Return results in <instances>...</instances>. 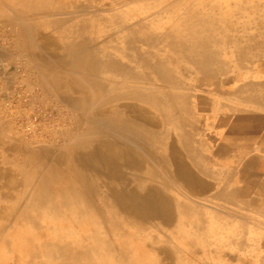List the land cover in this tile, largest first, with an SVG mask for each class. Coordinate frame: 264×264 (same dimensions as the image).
<instances>
[{"label":"rangeland","instance_id":"rangeland-1","mask_svg":"<svg viewBox=\"0 0 264 264\" xmlns=\"http://www.w3.org/2000/svg\"><path fill=\"white\" fill-rule=\"evenodd\" d=\"M59 2L68 7L62 10V14L47 16L42 13L43 9L27 10L10 0H0V55L3 57L2 59L0 56V59L4 60L3 62L0 60L2 62H0V74L3 73L1 71H5L0 78H6V82L4 79H0V88L5 86L4 90L0 89V165H2L0 170L5 173L0 171L2 173L0 174L2 177L0 178V188L4 182L3 176L5 177L7 172L13 174L12 176L17 179L19 177L18 166L31 165L32 158L36 159V166H40L36 170L37 175H42L45 169L43 165L50 166L57 162L56 155L66 151L64 144L69 139L80 138L83 131V125L82 129L78 127L80 122L92 126L95 131L99 130L102 133V138L109 137L108 133L112 132L127 133L120 127L118 129L114 128L116 126L113 127L115 124L109 119L110 110L114 107L121 108L118 109L116 115L118 118H123L125 114L122 111L121 103L126 104V102L132 101V103H137V99L133 95L125 96L124 92L128 87L139 88L150 101L152 99L153 102H159L157 106L152 101H141L139 105L147 113L154 115V121L158 123L156 131L154 129L152 132L162 133L160 136H156L152 132L141 136L143 144L138 150L143 152L144 160L150 155L154 158V153L157 151L154 140L171 143V140L174 139L184 152L186 147L179 142L181 138L187 135L191 138L190 135H192L193 140L189 144L191 147L188 146L194 152V161L189 165L192 169L196 168V165H205L206 160H202L203 154L209 157H207V165L212 167L214 175H204L199 172L200 175H197L199 178L203 176L201 179L207 180L209 185H213L211 186L212 190L207 189L210 194L222 187V190L226 191L237 188L233 197H229L230 199L225 197V201H222L220 196L212 199L211 203H204V200L203 202L200 200L201 195L195 193L209 194L206 188L204 191L197 189L191 193L190 190L185 189L184 186L171 178L168 171L159 169L161 177L158 176L156 181H150L148 184L159 185L161 179L166 180L170 195L178 199L182 198L183 201L200 208L205 220L206 234L209 237L206 254L211 258L208 261L198 259L202 253L190 250L192 245H188L181 237L170 236L164 226L160 227L151 221L159 229L158 234H168L170 242L177 247L181 258L183 256L188 264H264V108L253 106L251 104L253 102H246V99H249L246 93L237 92L245 82H264V27H262L264 25V19L262 20V17L264 18V0H59ZM80 5L89 11L86 15L89 18L88 21L93 20L89 30L82 28L81 22H79L80 18L85 17L80 16L78 10ZM74 6H78L77 13ZM259 18L263 21L262 24ZM7 19L10 20V23L12 21V24L7 23ZM13 20H16L17 23ZM23 35L25 38H22ZM101 35H104L103 38ZM250 38H254L253 43ZM6 40L8 44H6ZM195 41L198 43L204 41L199 44V49L201 47L205 49V43L208 41L207 49L209 50L210 46L216 53L212 56L216 58L215 61H212L214 65L222 66L223 64L222 67L228 66V68L224 71L213 72L210 71L211 63L209 71L203 66L194 65L195 57L191 47ZM96 44L99 48H96ZM251 46H254L255 49L251 50L249 48ZM96 49L102 53L103 59L111 57L126 70L121 69V71L113 73L108 67L99 70L91 68L94 63L90 56L95 53ZM6 52L9 53L8 56H6ZM253 53H257L259 56L250 61L249 57ZM81 54L86 56L90 67L79 66ZM200 57H205L203 49ZM200 57L198 58L200 59ZM36 66H38L37 69ZM20 68L24 69V72ZM11 69L14 72L10 71ZM15 73L16 75H14ZM237 74L241 75H239V79L236 78ZM15 76L16 78H13ZM82 81L84 84H81ZM259 88L260 86L256 91L259 94H264L261 92L263 89ZM21 93L26 94L23 97L24 94ZM72 98L78 102L79 107L85 104V111L78 108L77 105L73 107L74 105H71ZM163 98L164 100H162ZM209 105L225 106L218 108L213 113L209 111L211 108ZM99 107L102 109L100 110ZM231 107H240L234 112L236 113L234 120H231L229 118L231 114H228ZM67 109H71L70 113ZM43 111L49 112L43 113ZM74 111L76 112L74 113ZM77 112L85 114L83 113L82 116L79 113V116ZM92 116L98 121H95ZM28 125L31 127L29 128ZM23 133L24 135H22ZM92 138L95 136L92 135ZM22 143H25L26 146ZM6 144L9 146L11 144L10 148ZM217 145L220 147L225 145L228 148L226 153L223 152L224 159H219L214 155ZM15 147H18V151ZM48 147L52 149L51 154H53L50 159H47L50 156ZM40 148L49 156L46 157L42 151L38 152ZM44 148L46 149L44 150ZM32 149H35L39 156H36ZM238 154L241 155V163L250 159L258 161V165L254 162L255 166L252 168V172H247L248 175L243 172L242 167L238 169L232 162V158ZM156 161L159 162V159L157 158ZM145 164L150 167L146 160ZM254 172L257 173L256 176H254ZM128 176L133 177L134 175L129 171ZM38 181L39 179L36 178V182ZM20 188L23 187L20 186ZM244 201L246 202L244 203ZM98 206L105 208V205ZM195 216L190 215L187 220L195 222ZM53 221L45 218L42 222L54 223L56 226H60L59 223H62L61 219ZM191 221L188 222L191 223ZM188 226L192 227L194 223ZM103 236L116 245L112 237ZM213 239L218 242L212 241ZM137 264L139 263L137 262Z\"/></svg>","mask_w":264,"mask_h":264},{"label":"bare ground","instance_id":"bare-ground-1","mask_svg":"<svg viewBox=\"0 0 264 264\" xmlns=\"http://www.w3.org/2000/svg\"><path fill=\"white\" fill-rule=\"evenodd\" d=\"M10 1L14 2L16 5H20V6L25 7L27 10L37 11V10L43 9V12L42 11L41 12L43 14H46L47 16H52L55 14L59 15V13L62 14V10H65V8L68 7L66 4L60 3L59 0H10ZM243 7H241V9H243ZM76 9H78V6H74V10L77 13ZM78 10L80 12V16L81 15L85 16L84 18L79 19V22H81V25H82L81 27L86 29V30H89L91 27L90 24L93 22V20L91 22H89L88 21L89 18L86 16L89 11L87 9H85L84 7H82L81 5H80V9H78ZM248 10H249V8H248ZM13 12H15V11L13 10ZM41 12H39V13H41ZM248 12H250V11H248ZM146 14H144V15H146ZM255 19L257 20V17ZM263 19L264 18L262 17V20ZM262 20L260 19V21H262ZM2 21H4V20H2ZM6 21L8 23L10 20L7 19ZM13 21L15 23H17L16 20H13ZM263 21L261 22V24L263 23ZM233 22H234V19H233ZM255 22L258 23V21H255ZM10 24H12V21ZM28 26H29V24H28ZM262 27H264V25ZM11 28H13V27H11ZM8 31L13 32L15 30H8ZM40 33L42 34V32H40ZM226 34H227V32H226ZM10 35H9V37H10ZM229 35H228V37H229ZM42 36H44V35L42 34ZM101 36L103 38L104 35H101ZM1 37L3 38V35ZM5 37H6V35L4 36V39H5ZM31 37H32V35H31ZM36 37L37 36H35V39H37ZM22 38H25L24 35ZM56 38H57V36H56ZM44 39H45V37H44ZM228 40L230 41V39H228ZM250 40L253 43L254 38H252V39L250 38ZM6 42H7V40H6ZM207 42L208 41H206V43H205V49L203 47H201V49H199V47H200L199 44L204 43V41H201L199 43H198V41H195L192 44V47H191L192 53L194 54V57H195V62H193V64L203 66L205 69H207L209 71L210 63H211L212 66H211L210 71H213V72H217L220 70H223V71L226 70L228 68V66L222 67L223 64H222V66L214 65V62H212V61H215L216 58L212 57V56L215 55L216 53H215V51H213L210 48V46H209V50L207 49ZM2 43H4V42H2ZM6 44H8V42ZM29 45H30V43H29ZM96 46H97L96 48H99L98 44H96ZM46 48H45V50H46ZM191 48H189V49L191 50ZM243 48H245V47H243ZM249 48L251 50L255 49L254 46H251ZM202 49L205 52V57H203V58L200 57ZM263 50H264V48H263ZM42 51H43V49H42ZM199 52H200V54H199ZM43 54H41V55L43 56ZM101 54L102 53L98 49H96L95 53L92 56H90L91 61H93V63H94L92 65L93 67H91V68H93V69L95 68V70H99L103 67H108L113 73H117V72L121 71V69L123 71L126 70L125 68H122L121 66H119V64L116 63L115 60L111 57H108L107 59H103V55H101ZM8 55H9V53L7 54V52H6V56H8ZM241 55H243V53H241ZM26 56L28 57V55H26ZM47 56H49V55H47ZM62 56H63V54H62ZM228 56H229V54H228ZM258 56L259 55L257 53H253L249 57V60L252 61V59H257ZM49 57H51V56H49ZM52 57H53V55H52ZM198 57H200V59ZM32 58H34V57H32ZM79 58H80V62L78 63L79 66H87V67L91 66V65H88L89 63H88V60H87L85 55L81 54L79 56ZM2 59H3V57H2ZM5 62H6V60H5ZM9 62H10V59H9ZM17 65H19V64H17ZM94 65H95V67H94ZM7 67L9 68V66H7ZM37 67L38 66H36V69H37ZM20 69H22V68H20ZM18 70H19V68H18ZM23 70L24 69H22V71ZM66 70H69V69H66ZM10 71L14 72L12 69ZM30 71H28V72H30ZM60 71H62V70H60ZM181 71H182V69H181ZM208 71H206V72L208 73ZM1 72L4 73L5 71H1ZM26 72H27V70H26ZM3 73H1V74L3 75ZM1 74H0V77L2 76ZM209 74H210V72H209ZM14 75H16V73ZM239 75H238V77L236 76V78L239 79ZM12 76H13V74H12ZM12 76H10V77L12 78ZM35 76H36V74H35ZM234 77L235 76L233 75V78ZM13 78H16V76ZM2 79H4V81H5L6 78H2ZM215 79H217V78H215ZM18 82H20V81H18ZM11 84L13 85V83H11ZM68 84H70V83H68ZM81 84H84L83 81ZM59 85H60V83H59ZM162 85H164V84H162ZM258 86H260L259 89H261V90L263 89V91H261V92H264V82L256 83L254 81H249L247 83L245 82L244 84H242L239 87L237 92L242 91V93H246V96L249 98V99H246L247 100L246 102H253V103H251L253 106H258L260 108H264V98H262V96H264V94L263 93L259 94L256 91L258 89ZM7 87H8V85H7ZM81 87H83V86H81ZM2 88H0V89H2ZM4 89H5V86H4L3 90ZM225 89H223V90H225ZM78 90H79V87H78ZM7 91H8V88H7V90H5V92L7 93ZM81 91H82V89H81ZM217 91H219V90L217 89ZM235 91H236V88H235ZM58 93H59V90H58ZM124 93H125V96L133 95L134 98L137 99L136 100L137 103L136 102L132 103L133 101L129 102V103L126 102V104L121 103L122 104V111L125 114V116L123 118H118V116L116 114H118L117 113L118 109H121V108L114 107V109L110 110V118L109 119H111L110 121L114 122L115 125H113V127L116 126V127H114L115 129H118V127H120L121 129H124L127 133L124 132L123 134H121V132H118L116 130L117 133L116 132L108 133L109 137L102 138V133L99 130L95 131L94 128H92V126L87 125L85 122H80L78 124L79 129H82V127H83V131L81 132L82 134H81L80 138L69 139L66 142V144H64V145H66L64 147L66 149V151L64 150L62 152H59L56 155V157L54 156L55 160L58 159L57 162H55L54 164L52 163V165H50V166L43 165V167L45 169H44V172L42 175H40V176L37 175L36 170L40 166L39 165L36 166V163H35L36 159L32 158L33 162L31 165L22 164L21 166H18L19 177L18 178L16 177L17 179H15L14 176H12L13 174H9V172H7L5 177L3 176L4 182L2 183V181H1V183H2L1 187L2 188H0V264H137V262L139 264H188V262L184 259L183 256L181 258L180 251L177 249V247L170 242L171 239L169 238V235L172 237H176V236L181 237L182 240H184L188 243V245H192L190 247V250L195 251L196 253H202L198 257V259H200L202 261H204V260L208 261L211 258V257H208L206 254L207 246H208L206 244L209 243V240H208L209 237L206 234L205 220L202 217L200 208L195 206L194 204H189L186 201H183L182 198L178 199V198H175L172 195H170V192L167 190L168 186H167L166 180L163 181L161 179L160 182L158 183L159 185L148 184L150 181H153V180L156 181V178L158 179L159 169H162V171H168L169 174H171V178H173L175 181H177L182 186H184L185 189L190 190L191 193H194L195 190H197V189L204 191V188H206V190L210 188V190H212L211 186H213V185L212 184L209 185L207 183V180L204 181V179H201L203 176L201 178H199V176H198V175H200L199 173H202L204 175H214V172H212V170H213L212 167L207 165V161H208L209 157L207 155L203 154L202 160H204V161L206 160L205 165L204 164L199 165V166L196 165V168L195 167H194V169L190 168L189 164L193 163V161H194V157H193L194 152L191 151L192 148H190L191 146L189 144L193 139H192V135H190L191 136V138H190L186 134L187 136L184 138H181V141L179 142L181 145L186 147L185 148L186 150L184 152L181 149V147H178V145L175 143L174 139L171 140L172 141L171 143L170 142L163 143L161 141L154 140V143L157 146V148L155 147L157 149V151L153 150V151H155L154 158L151 155L149 158L148 157H147V159L145 158L146 162L149 164V166L151 168L148 167L145 164L143 152H141V150H138V149L143 144L141 142L142 141L141 136L144 135L145 133L151 134V132L154 131V129L156 131V128L158 127V123H156V121H154V119H155L153 117L154 115L152 116L151 114L147 113L145 111V109H143V107L141 105H139L140 104L139 102H141V101L142 102L150 101L149 98L144 96V93L141 89H139V88L135 89L132 87H130V88L128 87ZM0 94H1V92H0ZM21 94L22 95L24 94L23 95V97H24L26 93H21ZM4 96H5V94H4ZM52 96H54V95L52 94ZM62 96H64V95H62ZM236 96H238V95H236ZM75 97H78V96L75 95ZM247 97H245V98H247ZM59 98H60V96H59ZM81 98H82V96H81ZM75 99H77V98H75ZM167 99H165V100H167ZM70 100H71V97H70ZM72 100H73V98H72ZM95 100H96V98H95ZM162 100H164V98ZM151 101H152V99H151ZM77 103L78 102H76L74 100L71 101V105L72 106L74 105L73 107H76ZM152 103L155 106H157V104H159V102H157V101H154V102L152 101ZM6 104H7V102H6ZM108 104H110V103H108ZM205 105H206V102H205ZM42 106H43V103H42ZM209 106H211L209 111L214 113L218 110V108L225 106V105H222V106H220V105L219 106L218 105H209ZM77 107L84 110L85 104H83L82 107H79L77 105ZM101 109H102V107L100 108V110ZM237 109H240V107H237V108L231 107L230 108V113H228V114H231L229 117L231 120L235 119L236 113H234V112ZM40 110H38V111H40ZM70 110H68L69 113H70ZM87 110H88V108H87ZM103 111H104V109H103ZM46 112L48 113L49 111H45V112L43 111V113H46ZM75 112L76 111H74V113ZM250 112H252V111H250ZM34 113H35V111H34ZM79 113H81V112H79ZM79 113L77 115L80 116ZM83 113H81V115ZM90 115H91V113H90ZM107 115L109 116V114H107ZM34 117H35V115H34ZM40 117H41V115H40ZM81 118L83 119V117H81ZM92 118H93V116H92ZM92 118H89V119H92ZM93 119L95 121L97 120L96 118H93ZM47 121H49V120H47ZM83 121H84V119H83ZM99 122H101V121H99ZM72 123H74V122H72ZM84 123L87 125L86 129H85ZM66 125H67V123H66ZM104 125H105V122H104ZM107 125H106V127H107ZM199 125H201V124H199ZM21 127L22 126H20V128ZM23 127L25 128L24 125H23ZM23 127H22V129L24 131L25 129ZM30 127H31V125L29 126V128ZM109 129H111V128H109ZM72 130H73V128H72ZM77 130H78V128H77ZM112 131H114V130H112ZM6 132L8 133V131H6ZM24 132H26V131H24ZM48 133H49V131H48ZM66 133H67V131L65 132V134ZM71 133H72V131H71ZM154 133L156 136L162 135V133L152 132V134H154ZM14 134H16V133H14ZM27 134H26V136H27ZM12 135H13V133H12ZM22 135H24V133ZM37 135H38V133H37ZM92 135L95 136V138H92ZM70 136H71V134H70ZM16 139H18V138H16ZM22 139H23V137H22ZM13 141H11V142H13ZM15 142L19 143L16 140H15ZM55 143H57V142L55 141ZM60 143H58V144L60 145ZM11 144H10V146H11ZM22 144H25V143H22ZM7 145L8 144H6V146ZM29 145H31V144H29ZM47 145H48V142H47ZM10 146H9V148H10ZM25 146H26V144H25ZM5 148L7 149V147H5ZM17 148H16V150H17ZM37 148H39V147H37ZM46 148H44V150ZM150 149H152V148H150ZM29 150H28V152H29ZM32 150L35 151V149H32ZM51 150L52 149L49 150L50 152L48 151L50 156L47 155L45 151H42L41 148H40V150H38V152L39 151L44 152L46 157L49 156V158H47V159H50V157H52L51 155H53V154H51L52 153ZM227 150H228V148L225 145H223L222 147L217 145L216 153L214 155H216V157L219 159H224L223 155H225V154H223V152L226 153ZM22 151H23V149H22ZM36 152L37 151H35V154H36ZM55 152H58V151H55ZM25 154H26V152H25ZM35 154L33 153V155H35ZM38 154L39 153H37L36 156ZM254 156H256V155H254ZM157 158L159 159V162L156 161ZM232 160H233L232 162L235 163V165L237 166L238 169H239V167H242V170L244 173H246V175H248L247 172H252V168L255 166L254 162L256 164L258 162V161H256L257 159L256 160L250 159V160L245 161L244 163H241V155L240 154L236 155L234 158H232ZM38 163H39V161H38ZM0 167H2V165H0ZM152 169H154V170H152ZM15 170H16V168H15ZM126 171H127V173H126ZM129 171H130V173H132L134 175L133 177L128 176ZM131 171H133V172H131ZM1 172H0V174H2V173L5 174L4 172H2V173ZM260 173H262V172H260ZM256 174L257 173L254 172V176H256ZM159 177H161V176H159ZM0 178H2V177H0ZM36 178L39 179L38 182H36ZM168 180H170V179H168ZM206 183L208 184V186L206 185ZM20 186H22L23 188L21 189ZM30 187H31V189H29ZM222 189H223V187L216 189L211 194H210L209 190H207L208 191L207 193H209V194H206V195H204L205 193L204 194L195 193V194L201 195V198H200L201 202H203V200H204L205 201L204 203H211L212 199H215V198L220 197V196H221L222 201L224 200L225 197L226 198L233 197V194L235 193L234 191L237 188L236 189L234 188L231 190L228 189V191L222 190ZM238 198H240V197H238ZM245 202L246 201H244V203ZM230 203H231V201H230ZM247 204H249V203L247 202ZM98 205H102V206L105 205V208H103V207L100 208ZM205 205H207V204H205ZM261 207H263V206H261ZM246 209H248V208H246ZM251 210H252V207H251ZM118 213H119V216H117ZM190 215H196L195 216L196 217L195 222L191 221V220H187V217H189ZM45 218L48 219L49 221L61 219L62 223H59L60 226H56L54 223L42 222ZM151 221L157 223L158 226H160V227L164 226L167 229L169 235L168 234L167 235L166 234L159 235L158 234L159 229H157L155 227L156 224L155 225L152 224ZM188 221H191V223H194V226L189 227L188 225L191 223H189ZM103 235H105V236L107 235V236L112 237L114 239L116 245H114L113 243L108 241V239L104 238ZM63 238L65 241L63 240ZM67 238H71V239H67ZM212 241H215L216 243L218 242L215 239H213ZM164 260L166 261L165 263L163 262Z\"/></svg>","mask_w":264,"mask_h":264}]
</instances>
